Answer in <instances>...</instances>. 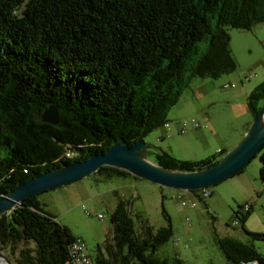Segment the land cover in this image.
I'll use <instances>...</instances> for the list:
<instances>
[{
	"label": "trees",
	"instance_id": "obj_1",
	"mask_svg": "<svg viewBox=\"0 0 264 264\" xmlns=\"http://www.w3.org/2000/svg\"><path fill=\"white\" fill-rule=\"evenodd\" d=\"M258 21L264 0H0V196L51 168L145 138L168 122L191 78L237 69L229 27ZM253 97L264 98V82ZM52 103L60 107L58 124L42 119ZM262 104L251 102L256 113ZM227 152L197 160L160 148L152 157L198 170ZM258 155L264 181V146ZM96 173L133 174L110 165ZM131 205L119 197L113 233L91 264H185L158 253L175 236L171 217L158 228L145 220L138 230ZM78 237L38 193L0 216V248L11 247L20 264H75ZM219 241L231 264L264 263L255 243L231 235Z\"/></svg>",
	"mask_w": 264,
	"mask_h": 264
},
{
	"label": "rangeland",
	"instance_id": "obj_2",
	"mask_svg": "<svg viewBox=\"0 0 264 264\" xmlns=\"http://www.w3.org/2000/svg\"><path fill=\"white\" fill-rule=\"evenodd\" d=\"M229 31L237 69L218 78H191L182 98L168 112V122L154 128L146 141L178 158L198 160L217 154L223 146L229 151L243 139L256 114L252 100L256 105L264 101L253 97L256 87L264 82V21H258L251 29L229 27ZM201 45L206 49V42ZM227 82L238 85L228 88L224 86ZM194 120L201 122V127ZM187 122L191 124L183 132ZM245 126L247 130L239 137ZM224 154L219 153L218 157ZM260 158L261 155L253 157L243 171L209 186L212 194L204 200L193 196L191 191L195 189L168 186L134 174L107 177L96 172L47 189L38 198L47 212L86 241L90 257L113 233L111 212L119 197H124L132 201L131 213L138 230L145 220L158 228L169 223L167 215L171 217L175 236L159 247L161 256L179 255L185 264H231L220 245L222 236L255 243L264 253V181L260 176ZM237 210H241L240 216L248 213L245 221ZM100 213L107 215L100 217ZM3 250L15 264H20L19 254L12 253L11 247Z\"/></svg>",
	"mask_w": 264,
	"mask_h": 264
},
{
	"label": "water",
	"instance_id": "obj_3",
	"mask_svg": "<svg viewBox=\"0 0 264 264\" xmlns=\"http://www.w3.org/2000/svg\"><path fill=\"white\" fill-rule=\"evenodd\" d=\"M55 103L47 108L42 119L46 122L58 124L62 121V114ZM264 146V103L255 114L254 121L243 139L232 147L224 156L212 165L202 169L182 170V168L168 167L160 164L151 156L152 148L159 150L145 138H139L134 144L126 140L116 142L105 152L93 153L88 158L76 160L69 164L51 168L40 175H35L21 183L11 193L0 196V216L13 210L18 204L33 194L69 184L97 172L104 165L124 168L139 177L151 179L154 182L182 189L198 190L205 186H212L227 179L231 175L245 168L248 162L256 157ZM0 264H15L6 251L0 248Z\"/></svg>",
	"mask_w": 264,
	"mask_h": 264
},
{
	"label": "built area",
	"instance_id": "obj_4",
	"mask_svg": "<svg viewBox=\"0 0 264 264\" xmlns=\"http://www.w3.org/2000/svg\"><path fill=\"white\" fill-rule=\"evenodd\" d=\"M236 85H238V84L235 82H233V83L227 82L224 86L229 88V87H235ZM194 121L198 127H201V125H202L201 122H199L198 120H194ZM190 124H191L190 122H187L186 123L187 126L183 127L182 131L183 132L188 131ZM191 192L194 194L193 196H196V198H198V200H204V199H206L207 196L212 194V190L210 189L209 186L204 187V189H201L197 193L193 192V191H191ZM193 204L196 205L195 200L193 201ZM246 207L248 209H250L251 205L249 203H247ZM106 215H107L106 213H100L99 214L100 217H105ZM186 245H188V243ZM71 251H72L71 256H72L75 264H91L92 260H91V257L89 255V252H88V245H87L86 241L84 239H82L81 237H78L73 241ZM244 264H259V261L254 260L252 262L251 261L245 262Z\"/></svg>",
	"mask_w": 264,
	"mask_h": 264
},
{
	"label": "crops",
	"instance_id": "obj_5",
	"mask_svg": "<svg viewBox=\"0 0 264 264\" xmlns=\"http://www.w3.org/2000/svg\"><path fill=\"white\" fill-rule=\"evenodd\" d=\"M248 121H249V120H248ZM247 128H248V126H247V127L245 126V128H243V130L240 132L239 137L242 136V135L245 133V131L247 130ZM226 148H227L226 146H223V147H220L219 150H220V149H226ZM219 150H218V151H219ZM226 150H228V149H226Z\"/></svg>",
	"mask_w": 264,
	"mask_h": 264
},
{
	"label": "bare ground",
	"instance_id": "obj_6",
	"mask_svg": "<svg viewBox=\"0 0 264 264\" xmlns=\"http://www.w3.org/2000/svg\"><path fill=\"white\" fill-rule=\"evenodd\" d=\"M221 150V149H220ZM68 155H69V153H68Z\"/></svg>",
	"mask_w": 264,
	"mask_h": 264
}]
</instances>
